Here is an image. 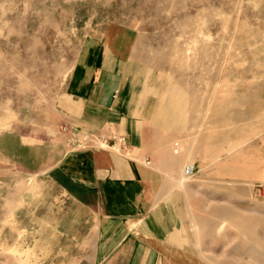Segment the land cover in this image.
I'll return each mask as SVG.
<instances>
[{"label": "rangeland", "instance_id": "1", "mask_svg": "<svg viewBox=\"0 0 264 264\" xmlns=\"http://www.w3.org/2000/svg\"><path fill=\"white\" fill-rule=\"evenodd\" d=\"M109 24L145 36L140 54L160 72L156 102L163 88L180 102L167 132L179 133L171 152L178 144L174 154L188 159L187 244L205 264H264V0H0V136L62 137L67 73ZM241 168L250 180L233 174ZM29 178L0 170V264L51 257L32 251L57 194Z\"/></svg>", "mask_w": 264, "mask_h": 264}, {"label": "crops", "instance_id": "2", "mask_svg": "<svg viewBox=\"0 0 264 264\" xmlns=\"http://www.w3.org/2000/svg\"><path fill=\"white\" fill-rule=\"evenodd\" d=\"M144 39L109 24L83 41L58 102L61 138L0 136V170L42 178L57 194L55 211L35 219L45 228L31 250L52 259L34 264H205L183 231L194 205L181 178L188 159L171 152L179 133L167 132L180 102L165 101V88L156 102L160 72L140 54ZM240 172L238 180L254 175Z\"/></svg>", "mask_w": 264, "mask_h": 264}, {"label": "built area", "instance_id": "3", "mask_svg": "<svg viewBox=\"0 0 264 264\" xmlns=\"http://www.w3.org/2000/svg\"><path fill=\"white\" fill-rule=\"evenodd\" d=\"M66 131V128H63ZM114 141L115 143H117L116 148L119 149L120 146L123 144L124 142V138L122 136H118V138L114 137ZM83 142L86 143V140H84ZM84 144V143H83ZM106 144V143H105ZM115 145V144H113ZM175 147H177V145H175ZM176 153V152H175ZM146 165H149V161L146 162ZM195 173V167L194 165H187L184 169H183V176L185 178H191Z\"/></svg>", "mask_w": 264, "mask_h": 264}, {"label": "bare ground", "instance_id": "4", "mask_svg": "<svg viewBox=\"0 0 264 264\" xmlns=\"http://www.w3.org/2000/svg\"><path fill=\"white\" fill-rule=\"evenodd\" d=\"M175 145H177V147H175ZM175 145H174V148H175L174 153H175V152L178 153V144H175ZM176 153H175V154H176Z\"/></svg>", "mask_w": 264, "mask_h": 264}]
</instances>
